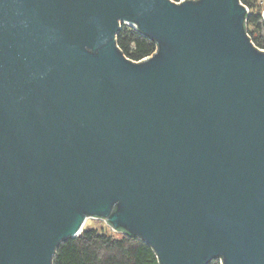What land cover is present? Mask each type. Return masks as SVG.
<instances>
[{"label":"water","instance_id":"obj_1","mask_svg":"<svg viewBox=\"0 0 264 264\" xmlns=\"http://www.w3.org/2000/svg\"><path fill=\"white\" fill-rule=\"evenodd\" d=\"M249 13L0 0V264H54L90 218L160 264H264V49ZM123 23L157 50L128 58Z\"/></svg>","mask_w":264,"mask_h":264},{"label":"trees","instance_id":"obj_2","mask_svg":"<svg viewBox=\"0 0 264 264\" xmlns=\"http://www.w3.org/2000/svg\"><path fill=\"white\" fill-rule=\"evenodd\" d=\"M181 1V0H175ZM259 1L242 0L249 7L248 32L255 45L264 49V35L255 37L249 24L262 20L264 7L254 10ZM118 45L133 61H140L157 50V43L134 27L122 25ZM109 233L97 227H87L76 237L64 241L57 249L54 264H160L156 252L145 240L125 232ZM210 264H221L219 259Z\"/></svg>","mask_w":264,"mask_h":264},{"label":"rangeland","instance_id":"obj_3","mask_svg":"<svg viewBox=\"0 0 264 264\" xmlns=\"http://www.w3.org/2000/svg\"><path fill=\"white\" fill-rule=\"evenodd\" d=\"M262 7H264V2L263 1H259L257 3V6L254 8V10H256V12H257V10L259 11ZM263 12H262V16H263ZM124 24L125 23H123V25ZM249 30H252L253 31V35L255 37H261V36H263L264 35V18H262V20L259 21V23H257V24H249ZM92 226L93 227H97L98 229H104V230H106L109 233H113L114 232L116 235H119V234H117L118 232H115L107 224V222L104 219L90 218V219H88V221H87L84 229L87 228V227H92Z\"/></svg>","mask_w":264,"mask_h":264}]
</instances>
